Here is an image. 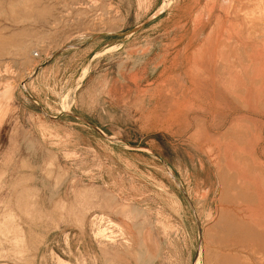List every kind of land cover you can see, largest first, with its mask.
Wrapping results in <instances>:
<instances>
[{
    "label": "rangeland",
    "instance_id": "374dc122",
    "mask_svg": "<svg viewBox=\"0 0 264 264\" xmlns=\"http://www.w3.org/2000/svg\"><path fill=\"white\" fill-rule=\"evenodd\" d=\"M0 264H264V0H0Z\"/></svg>",
    "mask_w": 264,
    "mask_h": 264
},
{
    "label": "bare ground",
    "instance_id": "6f19581e",
    "mask_svg": "<svg viewBox=\"0 0 264 264\" xmlns=\"http://www.w3.org/2000/svg\"><path fill=\"white\" fill-rule=\"evenodd\" d=\"M1 96H2V95H1ZM255 180H256V179H255ZM253 181H254V180H252V183H253ZM252 185H253V184H252ZM254 185L257 186V185H256V182H255ZM256 188H257V187H256ZM258 191H259V190H258ZM258 191H257V192H258ZM254 192H255V191H254ZM254 196H255V195H254ZM258 196H259V195H258ZM256 198H257V197H256ZM259 217H260V216H259ZM253 220H254V219H253ZM253 220H252V221H253ZM255 220H256V218H255ZM255 220H254V223H255ZM254 226H255V225H254Z\"/></svg>",
    "mask_w": 264,
    "mask_h": 264
}]
</instances>
